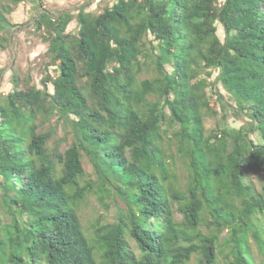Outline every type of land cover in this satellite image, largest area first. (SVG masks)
<instances>
[{
  "label": "trees",
  "instance_id": "trees-1",
  "mask_svg": "<svg viewBox=\"0 0 264 264\" xmlns=\"http://www.w3.org/2000/svg\"><path fill=\"white\" fill-rule=\"evenodd\" d=\"M44 2L0 0V55L20 4L47 46L0 91V264H264V0Z\"/></svg>",
  "mask_w": 264,
  "mask_h": 264
},
{
  "label": "rangeland",
  "instance_id": "rangeland-1",
  "mask_svg": "<svg viewBox=\"0 0 264 264\" xmlns=\"http://www.w3.org/2000/svg\"><path fill=\"white\" fill-rule=\"evenodd\" d=\"M113 0H45L46 6L58 13L65 10L75 11L82 5H86L90 10L99 12L105 5L112 3ZM38 8L34 3L20 4L15 8L14 14L11 19L14 22H24V27L17 29V36L14 38L10 48L3 51L0 55V67L4 69V77L0 82V91L6 94L11 88V76L13 73H20L23 76L27 75L31 77V83H37L40 85L41 78L47 73L46 69V43L40 39L33 31L31 18L36 15ZM70 28H76V22H74ZM208 127L216 126L215 119L208 117L206 120ZM240 124V123H239ZM63 136V132L60 129L58 138ZM53 144V142H52ZM56 144H54L55 146ZM86 168L89 173H92V165L86 163ZM105 212V209L98 207L96 203L90 204L85 207L83 212V223L89 225V220L97 213ZM109 217L113 215V212H106ZM254 254L257 260L262 258L257 246L254 245Z\"/></svg>",
  "mask_w": 264,
  "mask_h": 264
}]
</instances>
